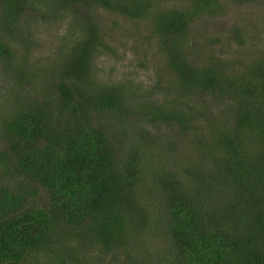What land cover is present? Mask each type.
Segmentation results:
<instances>
[{
  "label": "trees",
  "instance_id": "trees-1",
  "mask_svg": "<svg viewBox=\"0 0 264 264\" xmlns=\"http://www.w3.org/2000/svg\"><path fill=\"white\" fill-rule=\"evenodd\" d=\"M25 1H1L0 58L13 64L15 94L0 119V264H100L99 256L137 264L132 249L150 219L137 198L146 157L139 148L125 151L97 123L130 115L120 87L90 82L92 52L107 48L99 7L149 20L166 67L182 89L197 91V104L150 107L152 123L174 132L198 118L203 95L225 101L219 120L196 138L200 147L188 154L194 162L181 176L159 172L151 190L161 204L166 264H264V57L230 76L224 57L210 53L203 66L181 54L196 34L204 38L199 20L219 16L222 1L62 0L90 6L91 17L67 59L43 74L14 61L4 42L15 37Z\"/></svg>",
  "mask_w": 264,
  "mask_h": 264
},
{
  "label": "rangeland",
  "instance_id": "rangeland-1",
  "mask_svg": "<svg viewBox=\"0 0 264 264\" xmlns=\"http://www.w3.org/2000/svg\"><path fill=\"white\" fill-rule=\"evenodd\" d=\"M154 1L163 6L185 4V0ZM221 1L223 9L219 16L199 20L201 28H204V38H200L199 33L191 42L195 46L199 42L200 50L188 42L181 48V54L203 66L210 63L205 58L210 53L224 57L230 65L227 64L226 68L216 61L217 67L220 70L226 68V74L231 76L241 73L243 66L249 64L254 56L264 57V0ZM89 7L84 3L65 4L62 0H26L24 11L17 20L15 37L4 38L13 50L14 61H23L25 67L35 74L58 69L74 45L84 38L92 12ZM96 13L99 14L98 25L107 48L100 45L92 52L90 82L96 85L95 88L120 87L130 112L129 118L123 121L100 117L97 123L125 147V151L139 148L146 157L145 187H139L137 198L147 209L150 219L136 238L137 245H133L132 251L137 264H166L158 210L161 204L155 200L159 196L157 192L152 193L151 190L159 186V172L169 168L181 176L184 166L194 162L188 154L198 151L200 144L195 142L196 138L210 128L212 119L219 120L225 101L218 102L209 94L203 95L204 107H194L198 118L190 120L189 127H175L174 132L164 123H152L145 114L150 107H162L176 99L191 101L186 103L188 106L197 104V91L194 87L182 89L166 67L163 49L150 31L149 20L129 19L102 7ZM0 37H3L1 30ZM200 51L205 53L204 56ZM14 94L13 64L0 58V119L8 112ZM101 258L99 256L98 262L105 264Z\"/></svg>",
  "mask_w": 264,
  "mask_h": 264
}]
</instances>
